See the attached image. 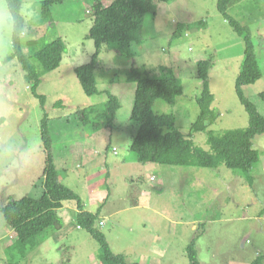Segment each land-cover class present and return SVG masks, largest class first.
I'll return each instance as SVG.
<instances>
[{
    "label": "rangeland",
    "instance_id": "374dc122",
    "mask_svg": "<svg viewBox=\"0 0 264 264\" xmlns=\"http://www.w3.org/2000/svg\"><path fill=\"white\" fill-rule=\"evenodd\" d=\"M42 1L24 0L22 6L26 18L22 39L25 55L41 68L35 52L59 37L66 43L60 67L45 73L38 88L47 98L45 109L25 78L22 63L13 54V23L7 0L4 2L10 16L0 24V118H5L0 129V264H101L103 251L99 242L86 229H77L79 209L75 200L64 202L65 213H59L62 223L49 228L35 250L22 259L14 248L11 238L14 231L6 222L1 206L21 194L42 195L43 180L40 183L36 180L34 186L27 180L42 173L34 170L37 162L44 161L46 156L41 138L44 112L49 116L55 152L65 155L69 139L82 134L84 126L87 133L93 130L92 123H83L79 110L91 105L104 108L108 100L106 90L116 94L122 104L114 126L100 129L102 138L106 131H113L112 142L118 147L117 153L112 152V147L109 149L107 161L109 165L113 160L118 164L125 162L114 169L113 177L108 180L106 209L113 214L105 220V225H100V218L97 222L112 250L142 264H191L187 248L197 238L201 264H230V260L238 257L255 259L261 252L264 254V133L254 138L260 162L251 170L252 183L245 172L225 165L144 167L146 164L139 162L130 148L137 132V125L131 120L136 83L128 80L133 67L142 69L150 77H159L162 65L175 69L183 82V95L176 104L157 99L154 109L158 113L175 114L177 125L188 136L200 114L197 98L202 82L197 61L212 57L214 66L209 72L215 95L212 108L220 115L209 129L222 133L249 125V115L236 92L244 38L218 11L217 0L156 2L158 14L154 19L150 13L146 15L145 38L134 58L104 47L101 65L96 71L99 92L93 96L84 92L75 67L88 62L95 52V42L89 38L94 17L88 13L94 0H67L55 5L48 22L40 23ZM229 11L251 29L263 75L255 83L246 85L244 92L264 115V100L260 95L264 91V0H239ZM178 23L191 24L190 30L172 38ZM58 102L63 105H57ZM193 139L196 145L210 150L205 131L194 133ZM64 167L59 165V172L66 175L73 187L65 184L75 192L85 193L80 183L83 176L69 173ZM76 170L84 173L85 168ZM152 174L162 177L161 184L149 179ZM199 181L204 186H199ZM132 188L138 192L153 190L148 207L133 206L134 195L125 196ZM150 206L159 208L160 213H154ZM157 236H161L163 246L157 253L158 259L155 252H150L148 240Z\"/></svg>",
    "mask_w": 264,
    "mask_h": 264
},
{
    "label": "trees",
    "instance_id": "16d2710c",
    "mask_svg": "<svg viewBox=\"0 0 264 264\" xmlns=\"http://www.w3.org/2000/svg\"><path fill=\"white\" fill-rule=\"evenodd\" d=\"M13 23L12 41L14 55L18 57L26 72L25 78L31 83L34 95L40 100L43 109L46 96L38 92L45 73L58 69L66 50L65 40L61 37L46 42L36 52L35 58L41 68L32 64L25 55L22 39L26 30V18L22 14L24 0H7ZM67 0H43L41 2L40 23L48 22L52 17L53 7ZM89 2L90 0H85ZM92 1V0H91ZM173 0H94L89 7L94 22L89 38L95 42V52L91 59L75 67L84 92L93 96L99 92L97 69L101 65V54L104 47L116 50L121 55L134 58L137 47L144 41L145 19L148 13L154 19L158 14L156 2L169 3ZM239 0H217L218 11L236 33L244 38V56L241 71L236 79V92L249 115V125L245 128L229 129L216 133L209 127L214 124L220 113L212 108L215 95L212 92L209 72L214 66L213 58L197 61L198 77L202 82V90L197 98L200 114L191 125L190 134L185 135L177 125L173 113H158L154 109L157 99L176 104L184 93L181 78L171 66H160V76L150 77L145 71L133 67L128 73V80L136 83L134 104L131 113L132 123L137 125V132L131 143L139 162L143 164L157 163L186 167L218 168L225 165L230 169H238L246 173L252 183L251 170L260 162L259 150L254 147V138L264 133V115L257 105L249 99L244 87L253 84L262 77V69L256 54V47L250 27L243 25L231 15L229 9ZM191 24L178 23L172 38L190 30ZM108 100L104 108L91 105L79 110L85 125L93 124V129L112 128L116 122L122 104L120 98L106 90ZM264 100V91L260 94ZM57 105H63L58 102ZM5 118H0V129ZM206 132L210 150L196 145L193 134ZM41 138L45 151L43 174V193L40 196L25 195L21 198H9L1 206L6 222L13 229L14 248L20 252V258L35 250L40 237L62 220L58 210L65 201L75 200L78 206L77 222L84 227L101 245V264H142L129 261L125 254L115 253L106 234L97 224L99 212L94 213L84 208L81 196L71 187L60 181L58 166L53 154V138L49 128V116L44 112L41 125ZM110 147V146H109ZM200 236V235H199ZM195 238L188 245V257L191 264H201L198 259ZM251 264H264V254H259Z\"/></svg>",
    "mask_w": 264,
    "mask_h": 264
},
{
    "label": "crops",
    "instance_id": "0c3cea01",
    "mask_svg": "<svg viewBox=\"0 0 264 264\" xmlns=\"http://www.w3.org/2000/svg\"><path fill=\"white\" fill-rule=\"evenodd\" d=\"M87 126H84L83 129V133L79 134L77 137L71 138L67 141V148H66V154L61 156V153H56L55 152V148L53 147V154L54 157L56 159V161L60 164V166H65L64 168L69 172H75L77 173L78 177H82L81 179V184L83 185V187L85 188L86 192L85 193H79L78 194L81 196L82 200H83V204L85 205L84 208L90 212H94L97 213L99 212V218H100V225H105V220H107L109 218V216L111 214H113V212H111V210L109 208L106 209V205L107 202L105 199V196L108 193V180L109 178L113 177L114 174V169H119V165H123L125 164V162H123L122 164H118V162H116V160H113V162L111 163V165L108 164V157L110 155L109 153V149L112 147V152L113 148L116 147L118 148L116 145L113 144L112 142V133L113 131H106L102 138V130L99 131H94V129L90 132L87 133L86 131ZM85 130V131H84ZM109 139V141H108ZM100 140H104V141H100ZM62 146H64L63 144H61ZM103 146L100 150H97V147H101ZM110 146V147H109ZM43 163L44 161H40L37 162V164L35 165V172L37 174H40L37 178H28V183L32 184V186H34L33 184L35 183L36 180H40V177L43 174ZM128 162H126L127 164ZM113 164H115L113 166ZM157 163H150V164H146L144 167H152L153 165H155ZM41 165V166H40ZM81 166H83L85 168L84 173H78L76 169H79ZM60 181H62L63 183H67L70 184L66 177V175H62L60 172ZM144 176L147 177V175L144 174ZM149 179L153 182L158 181L159 184H161L162 182V177H158L155 176V174H152L149 176ZM42 184V183H41ZM199 186H204V182L203 181H199L198 182ZM132 184H129V187H131ZM70 186H72L70 184ZM73 187V186H72ZM155 189V187L153 188V190ZM153 190L150 189V192L147 190H138L136 191L135 188H132L128 194H125V196L127 198H129L130 196L134 195L132 197V203H134L133 206L135 207H141V206H145L148 207V203L147 201L152 197V193ZM41 192L43 193V187L41 188ZM30 195V193H28ZM27 195V194H26ZM23 195L21 194L18 197H14V198H19L22 197ZM25 196V195H24ZM34 196V195H33ZM68 207V206H67ZM73 207V206H70ZM151 207V210H153L154 213H160V209L157 207ZM65 207L63 205V207H61L58 210V213H65ZM78 211V209H77ZM116 212V211H114ZM103 214V215H100ZM195 223H192V226H194ZM195 228V227H193ZM12 229V228H11ZM77 229L81 230V229H85L84 227L80 226L79 224H77ZM13 230V229H12ZM91 235V234H90ZM13 236V235H11ZM148 240L150 241V252H155V256L157 257V259L159 258V256H157L158 252L162 251V238L161 236H157L156 238H148ZM165 249V248H164ZM260 254H263L262 252ZM259 255V254H258ZM257 255V256H258ZM127 258L128 255L126 254ZM243 258V259H242ZM254 259H246L245 257H238L235 258V260H230V264H251V262ZM159 264V262H158Z\"/></svg>",
    "mask_w": 264,
    "mask_h": 264
},
{
    "label": "clouds",
    "instance_id": "9594fccd",
    "mask_svg": "<svg viewBox=\"0 0 264 264\" xmlns=\"http://www.w3.org/2000/svg\"><path fill=\"white\" fill-rule=\"evenodd\" d=\"M10 16V13L7 8V4L4 0H0V24L4 23L6 18Z\"/></svg>",
    "mask_w": 264,
    "mask_h": 264
},
{
    "label": "built area",
    "instance_id": "2783aa9c",
    "mask_svg": "<svg viewBox=\"0 0 264 264\" xmlns=\"http://www.w3.org/2000/svg\"><path fill=\"white\" fill-rule=\"evenodd\" d=\"M113 151H114V153H117V148L114 147V148H113Z\"/></svg>",
    "mask_w": 264,
    "mask_h": 264
},
{
    "label": "bare ground",
    "instance_id": "6f19581e",
    "mask_svg": "<svg viewBox=\"0 0 264 264\" xmlns=\"http://www.w3.org/2000/svg\"><path fill=\"white\" fill-rule=\"evenodd\" d=\"M98 214V213H97Z\"/></svg>",
    "mask_w": 264,
    "mask_h": 264
}]
</instances>
